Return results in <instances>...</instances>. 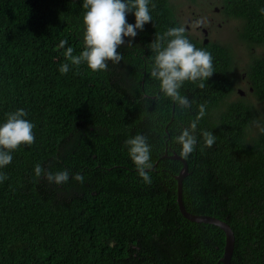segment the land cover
<instances>
[{
	"label": "trees",
	"instance_id": "trees-1",
	"mask_svg": "<svg viewBox=\"0 0 264 264\" xmlns=\"http://www.w3.org/2000/svg\"><path fill=\"white\" fill-rule=\"evenodd\" d=\"M217 1L238 22L232 41L208 33L205 43L179 19L173 0H151L153 22L118 49L121 62L101 72L70 65L61 74L68 61L60 41L74 55L83 50L84 0H0V122L23 108L35 125V142L0 169L7 176L0 183V264H223L226 233L182 215L175 177L184 164L170 158L181 156L175 137L201 104L198 131L217 139L204 148L200 137L196 151L181 156L189 165L184 205L232 228L231 264H264V0ZM127 19L135 23L133 14ZM179 26L212 53L215 71L204 88L184 84L193 102L187 110L163 97L150 75L151 42ZM241 84L250 98L237 91ZM138 133L152 146L150 185L125 146ZM37 164L82 173L85 181L49 183L36 176Z\"/></svg>",
	"mask_w": 264,
	"mask_h": 264
},
{
	"label": "clouds",
	"instance_id": "clouds-1",
	"mask_svg": "<svg viewBox=\"0 0 264 264\" xmlns=\"http://www.w3.org/2000/svg\"><path fill=\"white\" fill-rule=\"evenodd\" d=\"M151 0H84L86 10L83 17V50L74 55L75 49L65 48L67 40H61L59 48L66 61L59 67L61 74L70 71V65L86 64L92 72L107 70L109 62L119 63L123 55L118 49L126 42L131 45L139 31L145 25L152 23L150 12ZM264 14V9H260ZM133 14L135 23L128 22V15ZM183 26L171 27L162 35H156L151 42L155 55L150 57L153 79L159 82L160 93L169 98L178 109L187 110L192 106V100L182 94L181 89L186 82L198 83L205 87L215 73L212 53L205 48H198L186 36ZM70 62V63H69ZM28 113L20 108L6 114V120L0 122V169L8 166L13 160V151L20 146H31L35 142L33 129L35 125L26 119ZM206 115V106L201 104L196 117L185 127L180 135L175 137V143L180 145V155L187 159L197 149L199 138L203 139L204 148H212L216 143V135L207 130L199 129L198 124ZM128 156L135 170L145 184H151L152 146L148 137L142 133L136 134L125 141ZM37 177L46 176L49 183L63 185L70 179L85 181L82 173L70 176L68 170L46 172L37 164L34 168ZM7 176L0 171V183Z\"/></svg>",
	"mask_w": 264,
	"mask_h": 264
},
{
	"label": "rangeland",
	"instance_id": "rangeland-1",
	"mask_svg": "<svg viewBox=\"0 0 264 264\" xmlns=\"http://www.w3.org/2000/svg\"><path fill=\"white\" fill-rule=\"evenodd\" d=\"M173 3L177 7L179 19L186 27H189L191 33L199 38L205 37L201 31L196 29L195 19H202L204 28H210L209 38L211 40L221 42L234 40L238 22L226 19L217 0H197L196 3L189 0H173ZM217 7L219 12L216 11ZM240 90L242 97L250 98V90L245 84H241L237 91Z\"/></svg>",
	"mask_w": 264,
	"mask_h": 264
},
{
	"label": "water",
	"instance_id": "water-1",
	"mask_svg": "<svg viewBox=\"0 0 264 264\" xmlns=\"http://www.w3.org/2000/svg\"><path fill=\"white\" fill-rule=\"evenodd\" d=\"M216 10L218 11L219 9L217 8ZM204 34L206 36L205 43H208V31L206 29L204 30ZM239 92L242 94L241 90ZM170 158L181 161L184 164V167L181 170L180 174L175 177L178 183V204L182 215L193 223L212 224L221 228L226 233L225 252L221 261L223 264H231L236 248V239L232 228L226 222L221 221L217 218L194 215L187 211L183 201V184L185 178L189 176V165L187 161L178 154H174L173 156H170Z\"/></svg>",
	"mask_w": 264,
	"mask_h": 264
},
{
	"label": "flooded vegetation",
	"instance_id": "flooded-vegetation-1",
	"mask_svg": "<svg viewBox=\"0 0 264 264\" xmlns=\"http://www.w3.org/2000/svg\"><path fill=\"white\" fill-rule=\"evenodd\" d=\"M217 11V10H216ZM217 12H219V10L217 11ZM195 21H196V23H197V27H196V29L197 30H199V31H201L202 33H203V35H205L204 34V30L205 29H207L209 32V34H210V28H204V26H203V20L202 19H195ZM187 29H189V27L187 26ZM199 38V37H198ZM240 93V92H239Z\"/></svg>",
	"mask_w": 264,
	"mask_h": 264
}]
</instances>
